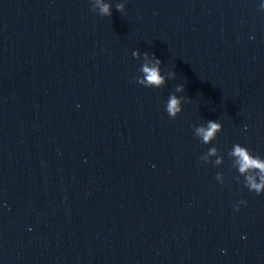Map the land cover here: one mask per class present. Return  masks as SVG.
<instances>
[{
  "label": "water",
  "instance_id": "water-1",
  "mask_svg": "<svg viewBox=\"0 0 264 264\" xmlns=\"http://www.w3.org/2000/svg\"><path fill=\"white\" fill-rule=\"evenodd\" d=\"M104 2L0 0V264H264V0Z\"/></svg>",
  "mask_w": 264,
  "mask_h": 264
},
{
  "label": "clouds",
  "instance_id": "clouds-1",
  "mask_svg": "<svg viewBox=\"0 0 264 264\" xmlns=\"http://www.w3.org/2000/svg\"><path fill=\"white\" fill-rule=\"evenodd\" d=\"M96 6L99 8V15L101 16H111V4L105 3L104 0H95ZM260 8L264 11V3L260 4ZM116 10L124 13V5L118 3L116 5ZM134 55H139L134 53ZM146 63L142 67V72L144 73V79L139 80V83L145 87L160 88L165 83L164 76L161 75L159 65L162 63L159 59L153 58L149 61L148 53L144 54ZM151 64V66H149ZM176 91H184V87L178 86ZM186 99V98H182ZM182 111L181 100L175 95H171L168 98L166 104V112L168 115L175 119L177 115ZM221 125L214 121H209L207 127H199L196 129V134L202 137L203 142L207 143L215 137L216 132L220 129ZM216 149L212 148L209 150V155H215ZM229 155L236 158V164L238 165V171L240 174L245 176V187L249 191H253L256 194L264 193V159L259 156H254L251 154L250 150L240 144L233 145L232 151ZM217 164L221 163L220 159H217ZM255 173V174H253ZM219 178V177H218ZM241 203L246 204V201L241 200ZM239 211V208H236Z\"/></svg>",
  "mask_w": 264,
  "mask_h": 264
}]
</instances>
